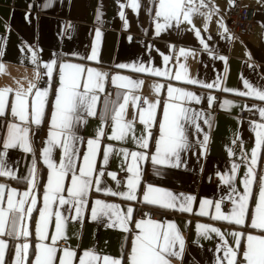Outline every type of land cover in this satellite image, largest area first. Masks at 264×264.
I'll return each instance as SVG.
<instances>
[{
  "label": "crops",
  "instance_id": "0c3cea01",
  "mask_svg": "<svg viewBox=\"0 0 264 264\" xmlns=\"http://www.w3.org/2000/svg\"><path fill=\"white\" fill-rule=\"evenodd\" d=\"M253 9V27L243 36L233 35L227 21V8L231 0H184V10L188 11L191 20L179 23L173 21L171 26L164 28L157 35L156 24L163 23L155 13L159 0H138L139 8L133 9L129 5L131 0H0V89L11 88L7 94L5 113L0 116V154L5 152L3 140L7 135L6 125L20 123L18 117L11 113V105L18 88H27L30 83L37 89H47L48 102L40 125L31 122L29 141L31 152L20 147L9 148L3 155L6 169L13 172V177L0 176V184L5 185L4 200L0 206L7 207V196L16 190L14 201L21 198V194L30 189V181L34 179L35 187L31 189L36 198V206L31 216L17 224V234L0 235L6 244L3 264H14L18 246L29 245L27 259L23 264H34L37 245L41 242L52 246V236L56 234L55 216L47 225L46 237L43 241L36 234L39 221V211L44 207V193L47 190L48 177L52 169L45 163L43 150L49 147V133L51 130V115L55 110V95L60 84V65L72 63L81 65L85 70L93 69L106 74L103 82L104 91L97 93L100 102L97 104L96 116H84L83 120L74 121L72 131L75 138L72 141L76 154L72 160L79 174L83 167V155L87 152V140L96 138L98 129L102 128L104 135L100 137V151L95 160L93 185L86 196V205L79 218L73 205H59L58 200L50 204L54 213L61 212L66 217L62 228V239L68 241L65 247L54 245L57 249L54 264H59L63 250L68 248L76 253L73 264H79V257L84 251H91L101 258L109 256L120 259L126 264L132 247V240L139 229L135 222L147 220L139 214L138 207H152L167 212L164 221H153L167 224L174 223L184 240L183 255L171 257V264H216L218 258L223 257V251H217L223 241L215 233H209L205 238L197 229V225H210L220 229L230 248H237L232 232L241 233V246L237 249V264H246L243 252L246 250L247 235L264 236V231L251 228V217H245L244 225H236L225 220H216L214 204H221V210L227 214L232 203L228 199L234 187L237 194L244 190L243 180L250 166L252 149L256 147V133L254 125L264 123V117L259 109L264 108V101L247 93L245 82L255 88L264 90V0H242ZM123 13V17H121ZM112 19L113 27L108 29L101 25L102 20ZM100 31L99 41L96 32ZM199 32V36L196 33ZM140 37L139 41H135ZM203 41V42H202ZM96 48L97 58L90 60L93 48ZM181 49L187 55H181ZM35 54V62L33 60ZM169 57L167 63L164 57ZM55 61L49 76L46 64ZM143 65L146 68L167 71L169 75L157 76L149 72L134 71L131 67L121 68L119 65ZM185 65L187 73L181 69ZM177 72L184 77L176 80ZM87 72L81 80L83 85ZM113 76L128 77L133 81L142 82L139 87L131 89L118 88L112 83ZM188 79L198 83H188ZM215 84L217 87L208 88L204 85ZM159 85V91L155 86ZM178 88L196 94L200 100H185L184 106L193 113L199 114L196 124L186 123V136L189 147L180 153L179 167L169 164L154 165L151 155L155 153V143L159 139V124L163 121V109L170 102L168 87ZM228 89L229 91H225ZM30 94L29 103L34 96ZM118 93L121 95L118 97ZM218 94L217 102H208L209 97ZM123 94H130L140 99L134 104L131 100L126 107L123 117L125 121H132L134 133L125 140L109 139L115 121L112 119L113 109L122 104ZM109 100V111L102 118L103 101ZM140 101L142 103L140 104ZM145 101L156 103L155 120L146 126L140 122L139 113L146 109ZM230 101L231 104H225ZM115 102V103H113ZM31 113V108H29ZM205 120L208 123H205ZM146 127L152 133L148 137V148H141L135 139L146 136ZM204 136L208 137L206 148ZM111 145L113 152L109 154L107 164L103 160V151ZM51 161L59 167L61 161L66 160L61 145L51 146ZM127 149L129 152H143L146 159L138 161L141 173L140 185L135 191L136 200H127L122 196L107 194L105 189L126 192L127 179L132 173L127 167L132 163L117 152ZM35 165L34 176L30 170ZM233 165L237 166L235 172ZM255 180L252 185L253 196L249 200L250 210L254 209L259 192V180L264 176V146L260 149L257 164L254 166ZM103 172L101 176L100 173ZM108 173H115L113 180ZM72 172L69 171L63 181L64 191L60 193L65 199L69 197L67 189L71 187ZM234 177L231 184L225 183V178ZM100 179L101 191H96L95 180ZM119 181V183H117ZM148 185L172 192L178 197L177 205L181 202L180 194L193 196L192 211H180L179 208L170 209L161 205L146 203L143 200ZM99 199L107 204H115L121 213H126L128 207L133 209L132 221L129 222L130 231H124L118 225L109 226L108 217L101 216L97 220L91 218V209L99 207L95 201ZM211 200L213 204L206 211L208 215H200L202 200ZM31 197L24 205L31 206ZM73 208L71 212L67 209ZM22 227H26L29 235H20ZM11 225L9 223L8 229ZM179 246L177 245L178 250ZM24 253L21 252V257ZM95 264H103V260ZM226 264V261H223Z\"/></svg>",
  "mask_w": 264,
  "mask_h": 264
},
{
  "label": "snow or ice",
  "instance_id": "6c2138e0",
  "mask_svg": "<svg viewBox=\"0 0 264 264\" xmlns=\"http://www.w3.org/2000/svg\"><path fill=\"white\" fill-rule=\"evenodd\" d=\"M133 9L139 8L138 0H131L129 5ZM157 18L163 20V23L156 24L157 35L164 28L171 26L173 21L179 23L181 16L184 21L191 20L190 13L184 10V0H159L158 10L155 13ZM123 17V13H121ZM199 36V32L196 33ZM101 33L98 30L96 32L97 41H99ZM203 42V41H202ZM187 55L185 50L181 49V53ZM97 58L96 48H93L92 55L88 57L90 60ZM169 57L165 56L164 61L167 63ZM33 60L35 62V54H33ZM55 64L53 61L50 64H46L45 68L48 70V75L52 73V66ZM121 68L131 67L134 71L149 72L157 76L169 75L167 71L160 69L146 68L143 65H119ZM184 70L185 76L187 73L185 65H180ZM3 68V65H0ZM85 71L87 72L83 85L81 80L84 77ZM106 74H102L93 69L85 70L81 65L64 63L60 65V84L58 92L55 95V110L51 115V130L49 133L50 139L48 141L49 147L44 148V160L45 163L52 169L51 174L48 177L47 190L44 193V207L39 211V221L36 226V234L43 241L46 237L47 225L50 222L51 217L55 216V228L56 234L52 236V246L40 243L37 245V254L35 255L34 264H54L56 259L57 249L54 246L58 238L62 236V228L66 217L62 216L61 212H52L50 204L53 201L58 200L59 205L71 204L74 207L76 216L79 218L83 209L87 203L86 196L89 189L93 185V172L95 171V160L98 152L100 151V137L104 135L102 128L98 129L96 138L87 140V152L83 155V167L79 168V174H76V169L73 164L72 157L76 154V150L73 149L72 141L75 138V134L72 131L74 121L83 120L84 113L86 116L97 115V104L100 102V96L97 93L104 91L103 82ZM180 72L175 75L176 80H181ZM188 83L196 84L197 80L188 79ZM112 83L116 84L118 88L131 89L139 87L142 82L133 81L124 76H113ZM208 88L217 87L215 84L204 85ZM159 85L155 88L159 91ZM245 87L248 89L247 93H241L244 95H250L264 101V90L253 87L245 82ZM33 99L29 103V95L33 94ZM12 89L5 87L0 89V116L5 113L7 105V94ZM225 91H229L225 89ZM118 97L121 95L117 94ZM49 92L45 88L43 90L37 89L35 84L30 83L25 89L23 87L18 88L15 91V99L11 105V113L14 117H18L20 123H9L7 127V135L3 140V148L5 152L0 154V176L13 177V172L6 169L3 163V155H6V150L9 148L20 147L26 152H31L32 148L29 141V128L26 125L31 117V122L36 125L42 123V119L45 114V106L48 102ZM169 101L165 104L163 109V121L159 124V139L155 143V153L151 155V161L154 165L169 164L171 167H179L180 165V153L189 147L188 138L186 136V123H192L199 131L200 126L196 124V120L199 119L198 113H193L191 109L184 106L185 100H195L199 103L200 98L192 93L182 89L168 87ZM123 103L119 104L118 108L113 109L115 114L112 119L115 121L113 131L109 139L113 140H125L130 134L134 133V125L132 121H125L123 119L126 107L131 100L134 104L140 99L135 95L123 94ZM214 97H209L208 102L211 104ZM115 103V102H113ZM148 104L146 109H142L139 113L140 122L146 126L151 125L155 120V108L156 103L145 101ZM225 104L230 105V101H225ZM102 118L107 116L109 108V100L107 98L103 101ZM31 108V113H29ZM259 114L264 117V108L259 109ZM205 123H208L205 120ZM146 136H141L135 139L136 143L141 148H148V137L152 135L150 129L146 127ZM254 131L256 133V147L252 149L250 166L247 169L245 178L243 180L244 190L242 194H237L236 189L232 188V195L228 199L232 203L230 211L225 214L221 210V201H217L214 204L215 215L212 217L216 220H225L229 223H235L236 225H244L245 217H251V228L264 231V176L259 180V192L256 199L253 210L249 208V200L253 196L252 185L255 180L254 166L257 164V160L260 154V149L264 146V123H257L254 125ZM208 137L204 136V146L206 148ZM53 144L61 145L64 149L66 160L61 161L59 167L53 164L51 161V146ZM113 152L111 145H108L103 151V160L107 164L109 154ZM118 155H123L125 159L130 156L132 163L128 165L127 172L132 173L127 179V191L117 192L111 189H105L107 194L116 196H122L127 200H136L135 191L140 185V170L138 167V161L146 159V155L143 152H129L127 149H120L117 152ZM237 166L233 165L232 171L235 172ZM71 171V187L67 189L69 197L71 199H65L62 193L64 191L63 181ZM35 165L30 170V176H34ZM103 175V172L100 173ZM113 180H116L115 173H108ZM234 177L225 178L224 182L231 184ZM100 179L97 177L95 180L96 191H101ZM119 183V181H117ZM35 187L34 179L30 181V189L21 194V198L14 201L16 190L12 189L7 196V207L0 206V235H12L17 234V224L22 222L25 216H31L33 209L36 206V198L32 195L31 189ZM5 185L0 184V204L4 200ZM31 197V206L25 209L24 205ZM181 202L177 205L176 201L178 197L172 192L153 187L148 185L144 192L143 200L146 203L161 205L165 208L175 209L179 208L180 211L191 212L192 202L195 200L193 196H184L180 194ZM95 204L99 207H93L91 209V218L93 220L99 219L101 216L108 217L111 221V227L117 225L124 231H130L128 228L129 222L132 221L133 209L128 207L126 213H121L119 207L115 204H107L97 199ZM213 204L211 200H202L200 203V215H208L206 209ZM73 208L67 209L71 212ZM11 225L10 230L8 225ZM135 228L139 229V232L135 234L132 240V247L130 254L127 257L126 264H171V257H179L183 255L184 240L179 233L177 226L168 222L166 225L151 219L140 220L135 222ZM197 229L201 235L205 238H210L209 233H215L220 236L223 241L220 248L217 251H223V257L218 258L216 264H237V249L241 246V233L232 232L235 238V244L237 248H230L227 241L224 239L220 229L210 225H197ZM27 237L29 232L26 227H22L19 233ZM177 245L179 246L178 250ZM29 245L27 243L18 246L16 250V260L14 264H23V261L27 259V251ZM6 244L0 239V264L4 262ZM21 252L24 256L21 257ZM76 258V253L68 248L63 250V255L59 258V264H73V260ZM243 258L246 264H264V236L247 235L246 237V250L243 252ZM103 260V264H121L120 259L111 258L109 256L100 257L91 251H84L83 255L79 257V264H95L96 261Z\"/></svg>",
  "mask_w": 264,
  "mask_h": 264
},
{
  "label": "built area",
  "instance_id": "2783aa9c",
  "mask_svg": "<svg viewBox=\"0 0 264 264\" xmlns=\"http://www.w3.org/2000/svg\"><path fill=\"white\" fill-rule=\"evenodd\" d=\"M227 21L229 29L233 35L243 36L248 34L253 27V9L249 4H246L242 0H231L227 8ZM101 25L105 28L113 27L112 19H104L101 22ZM140 37H136L135 41H139ZM213 102L216 103L218 99V94L213 95ZM142 101H140V104ZM225 206V202L221 203ZM138 212L144 217L151 219H158L164 221L167 217V212L160 209L140 206L138 207ZM56 245L65 247L68 245V241L65 238L57 239L55 242Z\"/></svg>",
  "mask_w": 264,
  "mask_h": 264
}]
</instances>
